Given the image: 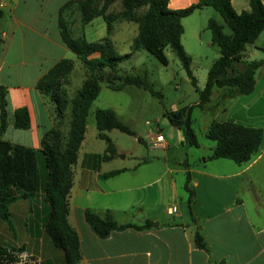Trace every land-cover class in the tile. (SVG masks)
<instances>
[{"label":"crops","instance_id":"obj_1","mask_svg":"<svg viewBox=\"0 0 264 264\" xmlns=\"http://www.w3.org/2000/svg\"><path fill=\"white\" fill-rule=\"evenodd\" d=\"M77 1L4 0L0 6V84L7 89L8 102L2 138L36 151L41 181L46 176L41 138L52 127L63 131L68 128V124L64 127V121L55 117L47 97L37 87L38 79L54 63L69 58L70 49L61 39L59 17L62 15L69 22L73 36L82 34L92 41L107 34L101 14L81 23ZM195 1L168 0V6L176 9ZM232 4L237 11L249 8V0H232ZM98 23L104 24L106 33L88 38L101 27ZM184 32L185 27L182 36ZM261 43L246 44L243 55L255 53L264 46ZM256 80L255 77V84ZM252 91L227 95L226 88L214 86L209 101L202 107L214 113L205 124L204 133L213 119H233L254 126V121L264 123L252 116V106L259 102L251 103ZM19 107L27 108V128L14 125V112ZM85 138L84 134L73 166L67 214L79 237L78 264H264V134L258 152L242 163L226 157L211 158L215 141L209 146L210 154L189 160L188 153L185 157L178 150V142L165 134L166 144L161 147L164 158L157 153H136L132 155L134 163L126 164L116 154L109 159L98 156L106 143H89L90 147L80 154ZM142 141L148 145L147 140ZM114 144L118 153V144ZM118 168L122 170L104 176ZM187 174L194 191L190 209L183 188ZM36 195L41 196V191ZM172 205L176 206L174 212L169 211ZM46 206L41 197L35 205L30 201L20 207L26 221L18 242L9 224L0 221V244L24 246L25 254L36 256L45 264H61L63 251L44 230ZM17 208L11 205L10 211L16 212ZM86 208L100 215L108 211L118 223L144 225L149 220L151 224L113 230L100 237L85 219ZM197 231L203 237L204 247L195 243Z\"/></svg>","mask_w":264,"mask_h":264},{"label":"trees","instance_id":"obj_2","mask_svg":"<svg viewBox=\"0 0 264 264\" xmlns=\"http://www.w3.org/2000/svg\"><path fill=\"white\" fill-rule=\"evenodd\" d=\"M97 1L78 0L77 5L82 24L95 15L103 16L107 34L98 40L89 41L82 34L73 36L69 22L62 15L59 17L63 43L87 68V75L74 95L70 97L65 88L58 87L59 79L66 76L73 66L71 58L58 60L37 81V87L47 97L55 117L63 121L67 112L69 114L66 131L52 127L41 138L40 151L44 155L46 167L43 181L38 171L36 151L31 147L2 138L7 125L8 102L7 89L0 84V216L9 221L8 205L20 198H33L40 190L42 200L48 207L44 230L53 243L62 249L64 260L61 264H78L81 258L78 233L67 218L69 192L73 182V166L86 131V117L100 91V82L105 81L115 90L132 84L161 96L145 76L118 73L119 62L129 57L133 50L123 54L116 51L110 37L116 20L137 23L133 48L143 46L163 63H167L164 48L169 45L194 84L196 78L190 68V56L181 42L184 31L182 18L198 8L213 6L231 28V32L226 33L223 24L213 17L208 18L207 27L211 32V40L219 46L220 55L208 69L205 84L199 89L198 100L164 111L170 123L182 131V141L186 146L198 145L197 135L192 126L193 108L196 106L202 108L209 101L214 86L226 88L227 95L251 92L255 86V71L262 64V59H252L239 72H228L233 64L242 58L246 44L254 42L264 28L262 0H249V8L241 11L234 8L232 0H197L176 9L168 6V0H121L122 7L114 11L108 8L114 0H103L100 5ZM1 42L0 35V46ZM94 120L97 136L106 143L103 152L98 153L101 158L109 159L116 154L114 141L107 131L119 129L134 134V130L121 120L112 108L97 107L94 110ZM14 125L21 128L29 127L26 107L15 109ZM205 133L215 141L211 158L226 157L242 163L258 152L263 128L233 119H213ZM137 138L142 140L140 136ZM121 170L118 168L107 171L104 176L113 175ZM188 181L189 174L183 188L186 192L187 207L190 209L194 191ZM84 216L100 237L109 235L113 230L125 227L139 228L151 224L149 220L144 225L132 222L118 223L110 212L100 215L91 208L84 210ZM195 243L198 246H205L203 237L198 231L195 233ZM0 264H45V262L37 259L36 256L25 254L24 246L0 244Z\"/></svg>","mask_w":264,"mask_h":264},{"label":"rangeland","instance_id":"obj_3","mask_svg":"<svg viewBox=\"0 0 264 264\" xmlns=\"http://www.w3.org/2000/svg\"><path fill=\"white\" fill-rule=\"evenodd\" d=\"M102 1L103 0H98L97 3L100 5ZM121 7V0H114L108 6L112 11L119 10ZM208 16L213 17L219 23L223 24V30L226 33L231 32V28L225 22L219 11L213 6L198 8L184 18L185 32L181 38V42L182 44L184 42L186 46V48L185 46L184 48L190 56V68L192 74L196 78V84L191 82V77L169 45L164 48L167 63H163L145 47L138 46L133 48L132 43L137 34V23L126 20L122 21L120 24L118 21L114 22V30L110 33V37L114 42L116 51L123 54L133 50L129 57L119 62L117 66L118 73L140 74L145 76L153 85L154 89L161 93V96L152 94L142 87L132 84L125 85L122 89L115 90L110 88L105 81H101L100 91L93 100L86 117V141L80 147V154L90 147L89 143L92 144V142H97L102 145L105 143L104 139L96 135L97 128L95 126L94 110L97 107L112 108L119 118L134 130V134L119 129H112L108 132L110 138L118 144L119 151L116 153V155H118L116 157H119V161L123 159L126 164L134 163V157L132 155L136 153H157L161 158H164L165 155L161 147L149 148L147 144L137 138V135H139L148 141L150 135L157 130H160L164 136L167 134L168 137L178 142V150L181 151L185 157L186 153H188L189 160L193 158L203 159L204 156L210 154L211 150L209 146L214 143V140L205 135L204 126L214 113L197 106L192 110V126L197 135L199 142L198 146H186L184 143H180L183 138L182 131L171 124L164 114L165 110L176 109L198 100L199 89L205 84L208 69L220 55L219 46L211 40V32L207 27ZM102 25L104 24L102 23ZM102 25L99 24V27H101L88 38H96L95 36L99 35L100 32L105 34V26ZM255 42H262L261 44L264 45V30L255 39ZM70 57L73 59V66L66 76L59 79L58 87L59 89L65 88L68 95L71 97L86 77L87 68L76 58L71 50H69V58ZM252 59L264 60V46L256 50L255 53L249 52L243 55L240 60L233 64L228 72H239ZM260 66L258 67L259 70L256 69L258 71H255L257 80L250 99H252V104L254 101L259 100V102L254 104L255 106H252L251 113L253 117L261 120L260 122H264V93L261 92L264 88V65ZM260 96L261 100L259 99ZM261 105L263 109H261ZM68 119L69 114L67 112L63 120L64 127H67ZM252 124H257L262 127L264 134V123H257V121H254ZM124 154L126 157L123 156ZM39 198L41 199V196L36 195L32 200L29 198L17 199L8 205L9 221L0 216V221L9 224L17 242L20 240V235L25 227L26 221L25 218H23V213L25 211L21 210L20 207L29 205L30 201L35 205L39 203ZM11 205L19 207L16 212L10 211ZM25 210L27 211V209ZM29 214L31 215L32 213L29 212Z\"/></svg>","mask_w":264,"mask_h":264},{"label":"built area","instance_id":"obj_4","mask_svg":"<svg viewBox=\"0 0 264 264\" xmlns=\"http://www.w3.org/2000/svg\"><path fill=\"white\" fill-rule=\"evenodd\" d=\"M4 5V0H0V6ZM148 122V121H147ZM166 144V139L164 134L159 130L150 135V139L148 140L149 147H163ZM176 210V206L172 205L169 207L170 212H174Z\"/></svg>","mask_w":264,"mask_h":264}]
</instances>
